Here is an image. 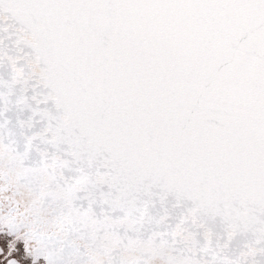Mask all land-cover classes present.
I'll return each mask as SVG.
<instances>
[{"label": "snow or ice", "instance_id": "6c2138e0", "mask_svg": "<svg viewBox=\"0 0 264 264\" xmlns=\"http://www.w3.org/2000/svg\"><path fill=\"white\" fill-rule=\"evenodd\" d=\"M0 264H264V0H0Z\"/></svg>", "mask_w": 264, "mask_h": 264}]
</instances>
